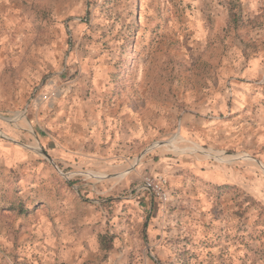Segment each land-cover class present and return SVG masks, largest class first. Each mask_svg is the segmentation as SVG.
<instances>
[{
  "label": "rangeland",
  "instance_id": "rangeland-1",
  "mask_svg": "<svg viewBox=\"0 0 264 264\" xmlns=\"http://www.w3.org/2000/svg\"><path fill=\"white\" fill-rule=\"evenodd\" d=\"M128 104L147 150L228 165L245 188H212L190 219L113 215L112 175L89 185L53 153ZM221 106L244 140L204 147L189 128ZM263 122L264 0H0V264H264Z\"/></svg>",
  "mask_w": 264,
  "mask_h": 264
},
{
  "label": "crops",
  "instance_id": "crops-1",
  "mask_svg": "<svg viewBox=\"0 0 264 264\" xmlns=\"http://www.w3.org/2000/svg\"><path fill=\"white\" fill-rule=\"evenodd\" d=\"M224 89H227V85ZM131 107L132 105L128 104L124 106L123 111L116 109L114 112H109L108 119H100L101 115H99L96 122L91 125L89 130L91 135L82 141L78 140L76 149H68L61 155L53 153L55 159L65 167L72 166L77 171L82 170L89 176H94L95 179L89 182V185L98 184L96 178L101 177L100 175H112L111 181L109 183L102 181L104 182L102 185L104 187L108 185L113 189L112 200L115 207L113 215L128 218L132 215L142 216L147 212L159 216L163 221L168 214L179 220L184 219L185 216L190 219L191 216L213 210L212 204L217 198L214 197L212 188L213 191L218 190L217 187L223 184L245 188L243 181H240L241 178L229 177L228 165L214 164L211 159L197 154L174 158L163 156L158 152L160 150L158 148L147 150L150 140L149 124L143 115L134 116ZM220 109V113L212 110L210 119L204 124H195L193 129L189 128L195 135L194 140L202 143L204 147L225 148L224 146L232 140L241 142L244 140L243 127L240 126L242 120L239 119L238 112L232 111L230 117L229 110L226 111L222 106ZM185 118L188 120V117ZM195 121L200 122L198 119ZM182 128L188 130L187 127L182 126ZM257 138L262 141L264 135L258 136L257 133ZM86 145L89 148H86ZM261 157L264 161V154ZM239 163L236 161L235 164ZM236 169L238 170L237 167ZM148 173L164 175L167 178L170 192V200L167 203H161L141 187L143 176ZM83 175L87 174L83 173ZM123 189H126L128 194L120 196V191ZM218 194L221 195L219 192ZM115 248L112 247L109 251L103 250L110 259L108 262H112V259L116 261Z\"/></svg>",
  "mask_w": 264,
  "mask_h": 264
},
{
  "label": "built area",
  "instance_id": "built-area-1",
  "mask_svg": "<svg viewBox=\"0 0 264 264\" xmlns=\"http://www.w3.org/2000/svg\"><path fill=\"white\" fill-rule=\"evenodd\" d=\"M141 187L149 191L161 203H167L170 200L167 178L164 175H144Z\"/></svg>",
  "mask_w": 264,
  "mask_h": 264
},
{
  "label": "trees",
  "instance_id": "trees-1",
  "mask_svg": "<svg viewBox=\"0 0 264 264\" xmlns=\"http://www.w3.org/2000/svg\"><path fill=\"white\" fill-rule=\"evenodd\" d=\"M233 16L235 18L234 21L236 22V19H238V17H237L236 14L233 15ZM236 26H237V24H236ZM120 72L124 73V68H122L120 70ZM217 188H218V190H220V192H227V191L235 188V185L223 184L221 186H218ZM215 194H214V196H215ZM216 196H218V195L216 194ZM248 198L250 200H256L253 196H248ZM14 206H15V208L19 207L20 206V202H19V204H15ZM19 210L22 211L23 210L22 207H20ZM113 238H114L113 235H108L106 233H103V234L99 235V242H100V246H101L102 250L109 251L113 247Z\"/></svg>",
  "mask_w": 264,
  "mask_h": 264
}]
</instances>
